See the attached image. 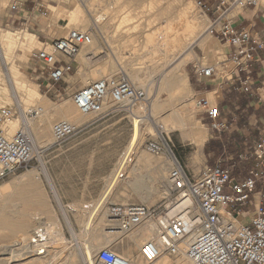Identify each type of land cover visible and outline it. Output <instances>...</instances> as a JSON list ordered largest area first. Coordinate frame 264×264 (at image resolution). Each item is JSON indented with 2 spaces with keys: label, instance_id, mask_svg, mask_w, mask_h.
<instances>
[{
  "label": "rangeland",
  "instance_id": "rangeland-1",
  "mask_svg": "<svg viewBox=\"0 0 264 264\" xmlns=\"http://www.w3.org/2000/svg\"><path fill=\"white\" fill-rule=\"evenodd\" d=\"M11 1L12 0H0V31L11 32L18 34L19 36H25L31 33L36 35L38 40L37 43H35L28 51L25 49H18L17 55L13 60V64L17 66L20 72V75L17 76V78L24 84V86L19 90L22 102L26 103V108H29L28 110L41 107L43 109V113L44 103L48 104L57 111L68 112L69 110H72L70 113L68 112V115L72 120L55 115L51 120L46 136L48 144L38 148L36 160L28 168L18 169L14 173L0 180V189H3V186L5 185L13 184L15 180L21 176L32 172L31 178L33 180V191L34 194L36 193L40 196V199L45 206V213L41 216L32 215L30 231L34 233L40 228H44L45 231H47V229L49 231H56L59 227L53 220H55L56 217L59 218L62 235L65 237V240L63 243H59L53 235L49 236L48 244L45 248L47 251L57 250V253L59 254V258L52 264H84L77 247L72 246L74 244L73 236L64 218L63 210H65V206L66 208L71 209L67 212L68 218L71 219L76 233L80 234L81 239H84V225L81 222L82 220L87 219V216L89 215L87 211L89 210L90 212L91 208L93 209V206H96L95 203L101 199L110 182L115 177V174L117 173L116 164L121 156V153L124 150L129 149L130 143L136 133V126L132 119L123 114H113L107 116L92 115L84 117L75 107L71 99L72 94L77 89L82 88L89 83L115 75L119 72L125 73L136 86L147 85L146 82L149 83L154 77V86H151L150 91L147 94L152 97L153 94L159 92V78L161 76L159 72H164V69L168 70L167 68L169 67L165 68L164 66L172 56L164 57L163 55H170V53L167 52V49L161 46L160 42L157 43L158 45L156 44V48V45L154 46L155 43L152 42L151 44L149 41L156 39L157 33L164 29L168 30L169 26L178 27L181 22L179 14H181L183 10L188 13L190 12V15L188 14V16L193 17L194 15V18H196V21L200 25L191 35L193 39L198 37L200 34H208L211 38L208 44L211 48L213 47V50L202 49L198 44L193 45L191 52L193 51L192 53L194 54V59L199 60L203 66L213 65L216 60H219L222 57L220 56L221 54L219 51L222 49L223 43L219 42V40L209 32L211 24L210 20H212V17L202 14L197 9L193 0H92L94 3H92V1L90 3L94 5V8L90 10V13H87L85 7H83L84 0H40L39 3H44L43 7L40 8V10H36V13L32 18L34 23L29 26L25 24L24 20L28 15L26 13L29 7L28 2H26V6H24L23 0H17L22 3V5L19 12L13 13L10 10ZM210 1L211 0H209V2ZM95 3L98 6H95ZM123 5H126V7ZM77 6H80L84 13H82L81 18L71 21L72 14L76 11ZM87 8H89V6ZM237 11L238 10H236V12ZM188 16L186 17L188 18ZM186 17H183L182 20H187ZM77 26L80 27L82 31L92 29V35L95 42H97V47L93 53H88L90 48L85 47L81 51L78 58L81 60L82 55H86L88 53V55L92 54L95 57H104L107 60V64H104L102 67L98 66L92 70L81 71L78 78L68 77L66 83L60 85L61 91L64 92V95L57 97L54 92H47V89L45 88L46 83L43 82V80L38 79L36 74L33 73L31 55L34 50L41 49L44 44L46 45L54 39L64 37L68 30L76 29L74 27ZM114 41L115 44L113 43ZM106 43H108L110 47L112 46V49L114 48L120 56L111 55V51ZM153 48H155V50ZM154 52H157V56ZM212 58L213 60L210 62ZM82 63L87 64L85 60H83ZM11 65L9 66L11 67ZM9 66L0 64L2 78H4V83L0 85V108H16L18 115L15 120H17L21 119L23 115V111L20 107H18L19 103L17 100H13L14 102L9 103L4 98L5 94L3 87L8 90L9 88L12 89L11 91L14 93L13 86L7 81V79H5V76L7 75L6 73H9ZM185 69L186 66L184 71ZM135 74L140 75V81L135 82L129 76ZM158 96L162 102H166L167 99L170 100L172 106H166V109L160 113L162 118L158 120V122L154 121L152 123L155 131L150 129L151 132L149 134L142 135L136 145V148H140V154H144L155 160L169 162L168 169L164 172L162 178L160 179L159 186H155L156 188L152 189L154 192V195L151 197L152 203L145 204L149 207L157 206L163 202L165 197V179L172 167V159L167 155L154 156L150 153L142 151V143L148 138L154 137L157 134V128H163L164 135L168 139L174 155L188 172L191 173L195 170H199L201 167L209 166L207 163L205 164L206 160L210 162L209 157L206 155L205 143L200 149V147L194 145L190 139L184 138L180 132L167 133V130L173 125L172 122L168 124V127L166 126L167 124H164V119H169V117L174 116L172 115L174 112H181L187 109L191 111L190 114L196 127H199L202 124L204 125L205 121L200 119L201 114H199L202 109L197 107L198 100L195 98L194 94L192 92L182 91L180 93H176L174 97H171L168 92L161 91ZM26 100L30 101L27 102ZM41 120L42 115L31 122V125H34V130L40 124ZM60 120H69L82 128L75 136L63 142L55 143L52 139V126ZM156 123L157 125H155ZM31 132L34 138L32 128ZM206 133L208 138L207 127ZM42 163H44V166L49 172L55 189L61 198L62 204L56 201L45 180L44 174L42 173ZM237 166H234L236 168L231 167V169L234 170V173L236 172V175H243L245 173L243 165L240 164ZM155 176L156 169H154L153 166L144 170L134 171L133 164L128 171L129 178L119 180L120 183L117 182L115 189H119L120 187L127 188L125 192L130 202L126 204H143L141 196L134 192L126 182L139 180L145 185V187H148L152 183V177ZM116 194L117 191L109 196L103 207H101L99 215H97L99 219L102 218V233L104 236H108L104 231L107 205H126L116 202ZM72 209L77 210V212ZM130 236L131 235H127L122 239H117V241L112 243L111 249L115 252H122L119 247V243L122 240H128ZM155 236L156 235L154 234L153 237ZM108 238L109 240H114V238L119 237L108 236ZM15 243L14 234L7 229L0 228V264H26L36 258L35 255L31 254L25 257L23 256L19 260L16 259L13 261L11 259L12 256L10 254V250L11 248H15L12 247L15 246ZM101 249H98V251ZM1 251H3L4 255H2L3 253ZM137 251L138 254H140V257L135 255L132 258L136 261L139 260V258L143 260L141 249L138 248ZM72 253H74L73 262L69 257ZM142 260H139L141 264H148L145 260ZM164 260H168L174 264H194L185 257L182 258V256H164L159 259L158 262H162ZM47 262L48 264L51 263L50 261Z\"/></svg>",
  "mask_w": 264,
  "mask_h": 264
},
{
  "label": "built area",
  "instance_id": "built-area-1",
  "mask_svg": "<svg viewBox=\"0 0 264 264\" xmlns=\"http://www.w3.org/2000/svg\"><path fill=\"white\" fill-rule=\"evenodd\" d=\"M193 1L202 14L212 17L210 34L232 47L229 61L234 69L247 70L256 52L264 50V32L262 39L253 40L247 27L233 24L231 13L247 8L264 11V0ZM21 5L12 0L10 10L17 13ZM92 32V29H70L64 37L34 50L31 55L33 73L46 83L47 92H54L57 97L64 95L60 85L74 72V61L92 42ZM221 65H195L194 69L198 75L212 78ZM243 90L249 91L247 82L243 83ZM71 99L84 117L123 114L141 124L152 121L151 98L123 72L89 83L75 91ZM197 107L213 122V130L226 128L217 122L220 110L210 100L197 101ZM42 114L41 107L28 110L23 114L21 126L12 133L9 124L16 119L18 111L12 107L0 108V180L18 169L28 168L36 160L29 122ZM81 128L69 120H60L52 126V139L55 143L63 142L78 134ZM156 130L154 137L142 143V151L172 159L163 202L153 207L107 205L106 235L123 238L152 222L156 236L141 247V255L148 264L164 256H184L194 264H264V138L241 156L243 162L254 160L253 167L243 178L234 176L233 169L210 166L193 175L174 155L163 128ZM136 145L121 153L116 164L118 180L128 178V171L140 151ZM188 199L191 204L186 203ZM247 208H252L254 213L244 223L238 217ZM35 232L40 235L46 231L40 228ZM94 264L131 263L111 248H103L97 252Z\"/></svg>",
  "mask_w": 264,
  "mask_h": 264
},
{
  "label": "bare ground",
  "instance_id": "bare-ground-1",
  "mask_svg": "<svg viewBox=\"0 0 264 264\" xmlns=\"http://www.w3.org/2000/svg\"><path fill=\"white\" fill-rule=\"evenodd\" d=\"M93 1H92V3H94ZM130 1H132V0H130ZM83 2H84L83 7H85L86 12L90 13V10H92V8H94L93 7L94 5L92 3H90L91 1L84 0ZM130 4H127V5H130ZM96 5L97 4L95 3V6ZM88 6H89V8H87ZM123 6L126 7V5H123ZM94 11H96V10H94ZM171 12H173V11H171ZM179 12H180V10H179ZM82 13H84L83 9L80 6H77L76 11L72 14L71 21H74L76 19L81 18ZM188 14L190 15V12L188 13L187 11L183 10L181 12V14H179L180 18H181V22H180V25L178 27L169 26L168 30L164 29V30L160 31L159 33H157L156 39L149 41L151 44H152V42H154L155 43L154 46L160 42L161 46L165 47L167 49V52L170 53V55H163V56L164 57L172 56V57H171V59L169 58L170 60L168 62H166V65L164 66L165 68L169 67V68H167L168 70H165L163 68L164 72H159L161 75L159 78V84H160L159 92L156 93V91H155L156 94H153L152 97L148 95L149 97L152 98L151 99L152 100V107H151L152 121L151 122L148 121V122H145L143 124L138 123L137 121H134L135 126H136V133L134 135L133 140L130 143L129 148L130 147L133 148L136 145V143L138 142V140L142 137V135L149 134L151 132V130H154L152 123L154 121L158 122V120H160L162 118V115L160 113L166 109V106H168V107L172 106L170 100H168V99L166 100V102L161 101V99L158 96L161 91L168 92L171 95V97H174V95L176 93H180L182 91L192 92L190 85H189V82H188V79H187V75L184 71V68L188 63H190L194 59V54L192 53L193 51L191 52L193 45L198 44L202 49H205V50H211L213 48V47L211 48L208 44L210 39H211L210 35H208V34H200L198 37L193 39V37L191 35L195 32V30L200 25L196 21V18H194V15H193V17H191V16H188ZM186 16H188V18ZM175 17H177V16H175ZM183 17L187 18V20H184L185 22L182 20ZM178 18H179V16H178ZM74 28H76L78 30H82L78 26L74 27ZM112 31H113V29H112ZM120 31H121V29H120ZM106 35H107V33H106ZM120 35H121V33H120ZM137 35H139V34H137ZM37 41L38 40H37L36 35L31 34V33H29L25 36H19L18 34H14L11 32L0 31V64L8 65V66L12 64L11 67L9 66L10 67L9 73H6L7 75L5 76V79H7V81L10 82L14 88V93H13L11 91L12 89L9 88V90H8V89L3 87V91L5 94L4 98L9 103L14 102L13 100H15V101L17 100V102L19 103L18 107L21 108V110L23 111V114L26 113L29 108H26V103L22 102V100H21L22 97H20V95H19V90L24 86V84H23V82H21L17 78V76L20 75V72H19V69L17 68V66H15L13 64V60L15 59V56L17 55L18 49H25L28 51L30 48L33 47V45L35 43H37ZM149 42H147V43H149ZM113 43L115 44V41ZM106 44H107L109 50L111 51V55H119V54H117L116 50H114V48L112 49V46L110 47V45L108 43H106ZM157 45H156V48H157ZM87 47L90 48L88 53L94 52V50L97 47V42H95L94 37H92V42ZM117 48H118V46H117ZM153 49L155 50V48H153ZM149 51H150V49H149ZM118 52H119V50H118ZM88 53L86 55H88ZM156 53H155V55H156ZM125 55H126V53H125ZM116 58H118V57H116ZM154 58H155V56H154ZM129 65H130V63H129ZM6 70H7V68H6ZM129 76L135 82L140 81V75L139 74L129 75ZM156 79H158V78H156ZM149 81H150V79H149ZM2 83H4V78H2V72L0 70V85ZM154 83H155V78L153 77V79L149 83L146 82L147 85H141V86L138 85V86L148 93L150 91L151 86ZM157 85H158V83H157ZM172 93H173V95H172ZM189 94H191V93H189ZM26 101L29 102L30 100H26ZM71 111L72 110H69L68 112L70 113ZM68 112L57 111L54 108H52L51 106H49L48 104L44 103V113L42 114V120L40 121V124L37 126V128L35 130H34V125H31V122H29L30 130L32 128L33 133H34V143H35V147H36V156L38 155V148H40L43 145L48 144V140L46 139V136H47L52 118L55 115H57V116H62L66 119L72 120L69 117ZM190 112L191 111L187 110V109H185L181 112L180 111L174 112V114H172L174 116L169 117V119H166V118L164 119V124H167L166 126L168 127V124L170 122L173 123L172 127H170L167 130V133H169V132H175V133L180 132L184 138L190 139L194 145L200 146L201 144H203L207 140L206 128L203 125L196 127L195 122L192 119ZM22 117H23V115H22ZM22 117H21V119H17V120L14 119L9 124L12 133L15 132L21 126V124L23 122ZM155 125H157V123ZM168 163L169 162H163L161 160L152 159V158H150L144 154H139L138 158L136 159V162L134 163V171L144 170V169L149 168L150 166H153V168L156 169V176L152 177V183H151V185H149L150 187L149 186L145 187V185L139 180H137V181L134 180L133 182H129V181L128 182L125 181V182L128 183L127 185L134 192L138 193L141 196V201L143 202V204L152 203L151 197L154 195V192L152 189L156 188L155 186H159V182H160V179L162 178V175L168 169ZM42 173L44 174L45 180H46L47 184L49 185L51 192L54 195L56 201L58 203L62 204L61 198L55 189L53 181L49 175L48 170L44 166V163H42ZM31 175H32V172H29L27 175H23L20 178H18L17 180H15V182L13 184L5 185V186H3V189H0V204H1V206H0V228L7 229L14 234V239H15L16 243H15V246H12V247H15V248L14 249L11 248V250H10V254L12 256L11 259L13 261L16 259L19 260L23 256L25 257L27 255L33 254L36 256V258L32 259L30 262H28L26 264H48L47 261H50L51 262L50 264H52L53 262L56 261V259L59 258V254L57 253V250L56 251L55 250L47 251L45 249L46 245L48 244V238H49V236L53 235L54 238L59 243H63L65 240V237H63V235H62L61 224L59 222V218H57V217L53 221L59 227L58 230L49 231L47 229V231L44 234H40V235H37L36 232L32 233L30 231V225L32 224V221H31L32 215L41 216L42 214L45 213V206L42 203L40 196L37 195L36 193L34 194L33 180L31 178ZM117 182H119V180L115 176L113 178V180L110 182V184H109L107 190L105 191L104 195L101 197V199H99L95 203L96 206H93V209L91 208L90 212H89V210L87 211L89 214L87 216V219H84L81 222L84 225V229H83L84 230V239H81L80 234L76 233V230L74 229V226L71 222V219L68 218L67 212L71 209L66 208V206H65V210H63L64 218H65L66 223L68 224L70 232L73 236L74 244L72 243L73 244L72 246L77 247L78 251L81 254V257H82L81 259L83 260L84 264H94V258L98 252V249L112 248L113 242L117 241V239H122V238H114V240H109L108 236H104L102 233V218L99 219L97 216L100 213L101 207H103L104 203L107 201L109 196L111 194H113L115 191H117L116 199H115L116 202L123 203V204L130 202V200L126 196V192H125L127 189L126 187H120L119 189H115ZM186 203L191 204V200L188 199L186 201ZM85 208H88V207H85ZM72 210L77 212V210H75V209H72ZM154 234H156V228H155L154 223L150 222V223L134 230L133 232H131L129 234L131 236L128 238V240L120 241L119 247L122 250V252H120V251H116V252L118 254H120L121 256H123L124 258L128 259L131 264H141V262L139 260H142V259L139 258V260L136 261L132 257H134L135 255L140 257V254H138V251H137L138 248L141 249V247L143 246V244L145 242L152 240V238H154L153 237ZM66 249H69V248H66ZM1 252L3 253V251H1ZM2 255H4V253ZM69 257L71 258V260L73 262L74 261V253L70 254ZM183 257L184 256H182V258ZM158 261H156L155 263L156 264H174V263L169 262L168 260H164L162 262H158ZM3 264H5V263H3ZM177 264H181V263H177Z\"/></svg>",
  "mask_w": 264,
  "mask_h": 264
},
{
  "label": "crops",
  "instance_id": "crops-1",
  "mask_svg": "<svg viewBox=\"0 0 264 264\" xmlns=\"http://www.w3.org/2000/svg\"><path fill=\"white\" fill-rule=\"evenodd\" d=\"M39 1L23 0V5L26 6V2H28L29 6L26 11L27 18L24 19L25 24L28 26L34 23L32 18L36 10L43 7L44 3H39ZM231 16L235 26H245L250 30L253 40L262 39L264 32V11L262 9L247 8L237 12L233 10ZM219 52L222 57L216 60L213 65L217 63H222V65L216 76L206 78L198 75L194 66L202 65V63L196 59L186 65L185 73L195 98L198 101L202 99L210 100L213 106L218 107L220 117L217 122L226 126L222 131L213 130V122L207 118L205 111L202 110L199 113L201 114L200 119L205 121V124L202 125L205 128L207 127L208 132V138L204 143L206 155L209 157L210 162L206 160L205 164L207 163L210 167L229 169L241 164L245 169L243 175L246 176L253 167L254 160L243 162L241 156L246 154L255 142L264 138V50L256 52L255 60L244 71L234 69L233 64L229 61L232 52L231 46L223 43V47ZM78 57L74 61V72L68 76L70 78H78L81 71L92 70L107 64V60L102 56L82 55L81 60ZM83 60L87 64H83ZM212 60L213 58L210 62ZM244 82L249 85L248 92L243 90ZM204 143L197 147L201 149ZM204 167L191 172V174H199ZM243 175L239 176L236 175V172L234 173V176L239 178H243ZM253 213L252 208H247L245 213L239 216L238 219L247 223Z\"/></svg>",
  "mask_w": 264,
  "mask_h": 264
}]
</instances>
